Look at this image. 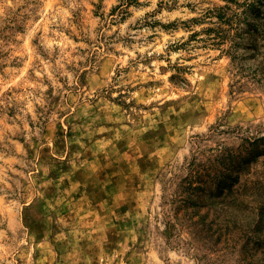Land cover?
Instances as JSON below:
<instances>
[{
	"label": "rangeland",
	"instance_id": "obj_1",
	"mask_svg": "<svg viewBox=\"0 0 264 264\" xmlns=\"http://www.w3.org/2000/svg\"><path fill=\"white\" fill-rule=\"evenodd\" d=\"M152 3L0 0V264H208L186 189L264 194L263 2Z\"/></svg>",
	"mask_w": 264,
	"mask_h": 264
},
{
	"label": "clouds",
	"instance_id": "obj_2",
	"mask_svg": "<svg viewBox=\"0 0 264 264\" xmlns=\"http://www.w3.org/2000/svg\"><path fill=\"white\" fill-rule=\"evenodd\" d=\"M152 7H155V0H153ZM137 15H142L138 12ZM143 51V49H141ZM175 56V54H174ZM174 58V57H173ZM264 158V155H261ZM255 161H250L249 165ZM248 165V166H249ZM244 171L240 170L239 174ZM228 175H235L236 173L230 170L226 172ZM221 176L216 183L219 184ZM237 183V182H236ZM235 184H232L231 191L227 188L223 192L212 191L209 193L202 192L201 188L188 187L186 191L190 194H199L201 198L210 197L225 203L230 210L233 223L229 226L227 223L218 224L213 223L214 229L219 236V239L213 241L212 244L207 245L208 249V264H264V246L261 248H254L250 253L245 254L243 251V244L256 232L250 228L252 224L253 210L260 206H264V194L255 193L245 189H237ZM258 206V207H257ZM248 213L250 215L241 218L238 214ZM259 222L258 215L256 216V225Z\"/></svg>",
	"mask_w": 264,
	"mask_h": 264
},
{
	"label": "trees",
	"instance_id": "obj_3",
	"mask_svg": "<svg viewBox=\"0 0 264 264\" xmlns=\"http://www.w3.org/2000/svg\"><path fill=\"white\" fill-rule=\"evenodd\" d=\"M261 2H263V4H264V0H260Z\"/></svg>",
	"mask_w": 264,
	"mask_h": 264
}]
</instances>
